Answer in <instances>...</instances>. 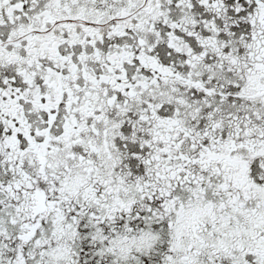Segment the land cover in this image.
<instances>
[{
	"label": "snow or ice",
	"instance_id": "snow-or-ice-1",
	"mask_svg": "<svg viewBox=\"0 0 264 264\" xmlns=\"http://www.w3.org/2000/svg\"><path fill=\"white\" fill-rule=\"evenodd\" d=\"M0 264H264V0H0Z\"/></svg>",
	"mask_w": 264,
	"mask_h": 264
}]
</instances>
